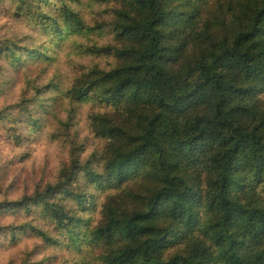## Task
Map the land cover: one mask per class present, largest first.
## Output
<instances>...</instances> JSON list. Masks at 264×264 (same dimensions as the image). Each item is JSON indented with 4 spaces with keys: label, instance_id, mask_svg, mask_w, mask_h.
Masks as SVG:
<instances>
[{
    "label": "trees",
    "instance_id": "trees-1",
    "mask_svg": "<svg viewBox=\"0 0 264 264\" xmlns=\"http://www.w3.org/2000/svg\"><path fill=\"white\" fill-rule=\"evenodd\" d=\"M89 5L103 7L92 23L81 0H0L19 28L0 34V75L65 49L98 60L74 65L67 86L26 79L0 108L6 130L36 132L66 105L51 140L68 146L53 181L0 200L14 218L1 233L34 236V251L67 264H264V0ZM87 103L97 144L85 155L67 130ZM32 253L19 264H41Z\"/></svg>",
    "mask_w": 264,
    "mask_h": 264
},
{
    "label": "rangeland",
    "instance_id": "rangeland-1",
    "mask_svg": "<svg viewBox=\"0 0 264 264\" xmlns=\"http://www.w3.org/2000/svg\"><path fill=\"white\" fill-rule=\"evenodd\" d=\"M90 0H81L80 10L86 20L92 23L103 16V7L89 5ZM19 28L12 20L0 12V34L10 36ZM101 43V42H99ZM98 62L90 57L72 55L68 49L57 52L55 60L50 66L34 63L26 68L24 75L14 74L9 70L3 71L0 75V108L15 103L18 100L20 91L24 89V81L29 79L35 86L43 87L51 80L67 86L75 72L74 65H89ZM99 64L104 66L105 61L100 60ZM106 67V66H105ZM55 78V79H54ZM9 85V86H8ZM32 91L26 92L27 97ZM66 105L58 104L55 109V120L52 125H45L36 132H30L24 124L17 125L15 129L6 130L0 125V200H15L23 195L30 194L36 185H44L53 181L60 166L67 161L68 146L64 141H52L51 135L63 130L59 125L60 120H65L67 114L64 111ZM94 110L91 103L76 107L71 126L67 130L69 138L76 144L85 147V155L89 154L97 144L88 131L87 115ZM17 135L20 142L12 140L11 136ZM13 215L0 216V225L10 224ZM30 221L34 225L49 231L46 223L36 215H22L19 221ZM38 244L37 239L29 234L20 235L19 241L14 242L5 233L0 231V264H19L21 254L24 251L33 253L31 261H42L41 264H67L63 262L60 254L54 256L51 249L43 246L34 251Z\"/></svg>",
    "mask_w": 264,
    "mask_h": 264
}]
</instances>
